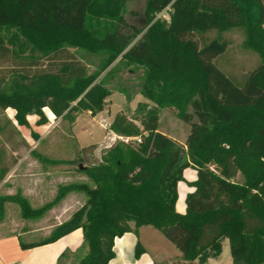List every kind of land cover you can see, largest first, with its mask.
Listing matches in <instances>:
<instances>
[{"label": "trees", "instance_id": "trees-1", "mask_svg": "<svg viewBox=\"0 0 264 264\" xmlns=\"http://www.w3.org/2000/svg\"><path fill=\"white\" fill-rule=\"evenodd\" d=\"M131 1L0 0V111L13 110L18 126L29 128L32 115L36 125H46L47 107L72 134L77 115L95 116L113 92L128 102L135 95L147 101L130 116L117 113L108 128L139 142H117L96 165L84 163L83 148L77 162L32 153L43 165H73L92 187H61L37 210L19 196L0 198V215L9 201L23 218H38L76 192L84 195L83 206L47 239L20 241L22 250L80 229L85 251L74 264H108L115 239L151 226L182 254L173 264L218 258L224 240L232 264H264V0H143L142 27L125 18ZM233 30L242 33L241 50L258 59L238 74L216 61L229 47L222 35ZM210 32L217 37L206 41ZM75 51L100 57V71L89 74ZM116 61L143 71L133 94L120 87L112 92L97 80ZM162 109L189 124L183 146L158 131ZM3 120L4 153L15 132ZM187 168L195 181L179 213L178 184ZM8 169L0 168V182ZM143 252L136 241L134 257Z\"/></svg>", "mask_w": 264, "mask_h": 264}, {"label": "rangeland", "instance_id": "rangeland-1", "mask_svg": "<svg viewBox=\"0 0 264 264\" xmlns=\"http://www.w3.org/2000/svg\"><path fill=\"white\" fill-rule=\"evenodd\" d=\"M143 9V0H132L127 4V13H125L126 20L130 24L142 27L144 24L142 16ZM132 13L134 15H131ZM203 37L206 41H209L217 37V34L215 32H210ZM222 37L229 43L228 50L220 59L218 58L216 60L217 62L219 60L218 66L223 68V70L238 74L241 68L249 70L257 64L258 59L256 56L250 52L241 50L242 33L240 30L227 32L223 34ZM194 40L197 42L198 46L201 45V41L198 40L197 37H194ZM75 54L86 64L89 74L100 71V57L96 55L91 56L80 51H75ZM214 63L216 62L214 61ZM142 75L143 71L140 68L134 66H129L127 68L124 67L121 62L116 61L107 70L101 72L97 80L112 92L120 87L128 93L133 94L138 90V83ZM146 102V99L141 95H135L132 100L128 102L122 94L113 92L107 98L104 109L95 116L92 117L85 112L77 115L75 124L72 128V134L68 132V124L66 122L63 123L61 117L54 118V115L47 107L43 108L42 111L46 118H50L48 121L49 126L43 128L37 127L38 125H36V122L38 118L33 115L30 116L31 118L29 119L32 125V127L29 128L31 134L30 146H22L21 143L14 141H12V145L15 146V148H18L17 146L19 145V150L29 152V159L34 160L37 164H35V162L31 164L28 159L27 162L18 165L17 163L20 160L18 156L10 157L0 150V168H9L8 172H13L14 170L10 180L5 182L3 188L0 189V198L19 196L28 202L31 209L37 210L52 202L58 189L61 187L72 184H86L92 187V183L85 175L74 171L73 165H43L32 153H39L48 159L62 161L72 160L77 162L79 149L83 148L84 153L82 156L85 157L84 163L88 166L96 165L111 144L109 140L103 142L110 132L102 130L101 124L108 123L110 125L113 117L121 111L127 112L130 116L139 103ZM4 116L6 117L5 110L0 111L1 125H5L3 120ZM8 130L10 129L6 128L5 133ZM158 131L177 144L183 146L189 132V124L180 121L175 113L162 109L159 111ZM8 134L6 133V135ZM41 136L43 138L40 139ZM55 174L63 176V178L60 179L61 184L57 188L55 185L51 184V180L54 179ZM183 179L184 180L178 184V203L176 210L179 213L184 212V198L186 194L193 190L190 184L195 181V171L192 168H187L184 171ZM56 181L57 180H55V183H58ZM234 181L240 182L241 178L237 177ZM23 191H30V202L27 198L23 197ZM8 193H12V195L7 196ZM7 202L9 201L2 202L0 221L2 219H10V224H12L18 232L30 231L33 233L30 238L22 237L20 241L26 244H34L32 242L38 243L50 237L57 226L67 221L74 212L83 206L85 197L81 193L70 192L51 209L46 210L40 217L33 219L23 218L19 206L13 202L10 203H13L17 208H14V211H10L11 214H9V217L4 216L3 205ZM53 208L58 209L55 214L49 212ZM60 220H62V222ZM59 222L61 223L58 224ZM136 241L139 242L143 248V255L150 258L153 264H173V262L182 259V254L179 250L176 249L161 232L151 226L139 228L137 237L135 236L133 247ZM84 251L81 243L77 249L73 251L68 250L66 256L61 259L60 264H74V262L77 261L76 257L82 255ZM209 264H232L227 240L222 241V249L219 257L211 260Z\"/></svg>", "mask_w": 264, "mask_h": 264}, {"label": "crops", "instance_id": "crops-1", "mask_svg": "<svg viewBox=\"0 0 264 264\" xmlns=\"http://www.w3.org/2000/svg\"><path fill=\"white\" fill-rule=\"evenodd\" d=\"M5 114L7 120L10 121L13 130L15 132L14 135H12V141L22 144L24 143L25 145L30 146L31 134L29 128L32 127V125L29 118L31 117L30 116L27 117L29 128H25L18 126L16 124L13 118L14 116L13 110L6 109ZM47 120L49 121L50 118L47 117ZM46 126H49V123L37 127L43 128ZM41 138L43 137L41 136L40 139ZM107 140L111 141V144L109 145L110 148L115 142L119 141V137L110 132L103 142ZM17 147L19 148L20 146L18 145ZM18 148H15V146H13V148H8L7 146H5L4 152L10 157L18 156L20 160L18 161L17 164L21 165L24 162H27L30 156H29V152H24L25 150L22 151L19 150ZM31 160H30L31 164L32 162L33 163L35 162L34 160L32 161ZM35 164H37V162H35ZM13 173L14 170L13 172H7L3 180L0 182V189L3 188L5 182L10 180ZM62 178H63L62 175L55 174L54 179L51 180V184L55 185V187L57 188L61 184L60 179ZM55 180H57L56 182L58 183H55ZM11 195L12 193L7 194V196H11ZM22 195L24 198H27V200H29L30 191L29 192L23 191ZM14 208L17 207L13 203L10 202L4 203L3 215L9 217V214H11L10 211L11 210L14 211ZM57 210H58L57 208H53L49 212L55 214ZM9 220L10 219L8 220L2 219L0 221V264H58L60 256L63 253H65L68 250L73 251L77 249L82 243V232L80 229H78L68 234L67 236H64L63 238H60L56 242L37 246L27 250H22L19 245L21 238L22 237L30 238V236L33 233H31L30 231L18 232V230L14 228L12 224H10ZM60 221L62 222V220ZM61 222H59L58 224H60ZM134 242H135V235L133 233H126L121 238L115 239L113 246V251L115 256L108 264H153L150 258H148L146 255H143L144 253L138 259L134 257V247H133ZM213 259H217V258H210L207 260L205 264H209V262Z\"/></svg>", "mask_w": 264, "mask_h": 264}, {"label": "built area", "instance_id": "built-area-1", "mask_svg": "<svg viewBox=\"0 0 264 264\" xmlns=\"http://www.w3.org/2000/svg\"><path fill=\"white\" fill-rule=\"evenodd\" d=\"M101 128H102L104 131H108L109 124H108V123H102V124H101ZM133 140L139 142V140L136 139V138L132 139V138H121V137H119V141H122V142H124V143H128V142L133 141Z\"/></svg>", "mask_w": 264, "mask_h": 264}, {"label": "water", "instance_id": "water-1", "mask_svg": "<svg viewBox=\"0 0 264 264\" xmlns=\"http://www.w3.org/2000/svg\"><path fill=\"white\" fill-rule=\"evenodd\" d=\"M105 105H106V103H105ZM78 168H79V169H82V168H84V166H82V165H78Z\"/></svg>", "mask_w": 264, "mask_h": 264}]
</instances>
